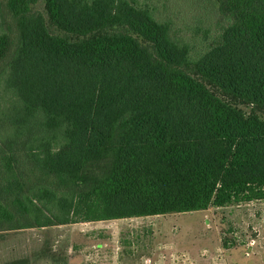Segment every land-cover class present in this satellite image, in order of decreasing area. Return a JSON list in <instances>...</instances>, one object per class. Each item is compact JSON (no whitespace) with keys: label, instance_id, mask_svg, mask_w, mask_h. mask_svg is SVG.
<instances>
[{"label":"trees","instance_id":"1","mask_svg":"<svg viewBox=\"0 0 264 264\" xmlns=\"http://www.w3.org/2000/svg\"><path fill=\"white\" fill-rule=\"evenodd\" d=\"M211 1L193 59L134 0H0V231L264 200V0Z\"/></svg>","mask_w":264,"mask_h":264},{"label":"rangeland","instance_id":"2","mask_svg":"<svg viewBox=\"0 0 264 264\" xmlns=\"http://www.w3.org/2000/svg\"><path fill=\"white\" fill-rule=\"evenodd\" d=\"M134 1L167 23L193 59L215 45L228 24L211 0ZM33 9L43 12V0ZM0 24L14 29L8 20ZM22 258L31 264H264V200L186 214L1 230L0 264Z\"/></svg>","mask_w":264,"mask_h":264}]
</instances>
